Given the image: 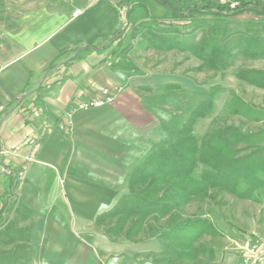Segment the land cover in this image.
<instances>
[{
  "label": "rangeland",
  "instance_id": "rangeland-1",
  "mask_svg": "<svg viewBox=\"0 0 264 264\" xmlns=\"http://www.w3.org/2000/svg\"><path fill=\"white\" fill-rule=\"evenodd\" d=\"M208 2L212 1L197 0L196 10L180 7L173 13L164 5L171 14L166 18L148 10L151 17L136 22L126 16L115 55L131 67L133 87L151 113L152 133L160 137L163 132V140L150 143L136 164L164 144L169 131L182 128L198 108L191 134L199 140L206 162H199L195 174L217 163L218 171L235 181L231 188L214 186L206 195L178 201L167 214L130 215L121 207L108 214L122 195L138 194L146 187L147 179L130 182L133 164L125 178L126 190L112 206L93 215L95 208L87 214L84 209L59 208L69 228L97 254L99 264H240L238 245L243 238L264 242V17L251 11L218 13L215 7L208 9ZM12 3L0 0V18ZM144 9L136 6L135 14ZM19 196L12 192L3 196L0 230L8 222L32 228L27 221L37 211L21 204ZM130 201L124 204L136 205ZM173 213L179 215L178 221L206 222L189 243L195 249L192 257L173 256L166 244L174 242L160 235ZM28 245L27 264L30 240ZM9 247L0 243L2 249Z\"/></svg>",
  "mask_w": 264,
  "mask_h": 264
},
{
  "label": "crops",
  "instance_id": "crops-1",
  "mask_svg": "<svg viewBox=\"0 0 264 264\" xmlns=\"http://www.w3.org/2000/svg\"><path fill=\"white\" fill-rule=\"evenodd\" d=\"M12 1L0 18V150H7L0 153V209L12 192L37 211L27 221L34 229L29 264H99L58 209L95 208L93 215L112 206L130 167L163 140L149 128L131 67L115 52L126 16L171 14L156 0ZM138 5L146 11L135 14ZM102 87L116 92L114 102L75 110L68 125L72 104ZM33 136L40 147L29 162Z\"/></svg>",
  "mask_w": 264,
  "mask_h": 264
},
{
  "label": "trees",
  "instance_id": "trees-1",
  "mask_svg": "<svg viewBox=\"0 0 264 264\" xmlns=\"http://www.w3.org/2000/svg\"><path fill=\"white\" fill-rule=\"evenodd\" d=\"M157 1L169 7L172 13L178 12L180 7H188L190 10L197 9L195 5L197 0ZM230 1H235L236 5L231 7L229 2H208V9L215 7L218 13L226 10V15H236L244 11L264 15V1L262 0ZM198 111V108L193 110L182 128L169 131L167 141L154 148L143 158L142 162L132 168L130 182L138 183L147 179L146 187L138 194L131 192L122 195L108 214L119 210L118 207H121L123 212L128 214L130 212V215L145 216L152 212L167 214L177 206L178 201L188 200L191 196L206 195L211 187H232L231 185L235 181L234 176L218 171L219 164L217 163L213 167H206L195 174L199 162H206L200 152L199 140L191 134L192 125L190 123L194 117L199 116ZM160 190L162 193L157 196ZM148 196L154 199H146ZM126 200H131L130 202H135L136 205L128 206L124 204ZM143 201L144 205L137 207L138 202ZM2 210L3 207L0 209V213ZM178 216L176 213L171 215L168 227L161 230L160 235L174 242L166 244L168 252L173 256L192 257L195 249L191 248L189 243L203 230L206 222L190 219L178 221L176 219ZM31 234L30 226L21 227L13 222L4 224L0 230V243L10 245V247L0 248V264H27L28 242Z\"/></svg>",
  "mask_w": 264,
  "mask_h": 264
},
{
  "label": "built area",
  "instance_id": "built-area-1",
  "mask_svg": "<svg viewBox=\"0 0 264 264\" xmlns=\"http://www.w3.org/2000/svg\"><path fill=\"white\" fill-rule=\"evenodd\" d=\"M264 1V0H262ZM224 3L229 2L231 7L236 5L235 1L223 0ZM80 10L76 9L73 15L79 14ZM116 98V92L109 87H102L100 89V95L97 97H92L85 100L76 101L72 104L70 109L66 112L67 124H72V117L75 110L82 109L86 110L92 107H100L106 104H111ZM28 144L30 146V152L25 157L29 162L35 161V155L40 147V139L37 136L30 137L28 139ZM7 150H0V153H6ZM9 173V171H8ZM24 171L18 170L17 177L23 178ZM238 257L240 264H264V242L254 238L245 237L241 240L238 245Z\"/></svg>",
  "mask_w": 264,
  "mask_h": 264
}]
</instances>
